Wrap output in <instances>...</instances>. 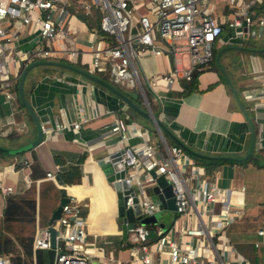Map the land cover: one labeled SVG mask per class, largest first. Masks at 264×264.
Segmentation results:
<instances>
[{"label": "crops", "instance_id": "obj_1", "mask_svg": "<svg viewBox=\"0 0 264 264\" xmlns=\"http://www.w3.org/2000/svg\"><path fill=\"white\" fill-rule=\"evenodd\" d=\"M241 2L248 4L246 10L250 19L251 17L256 19L254 25L247 26H254L255 29L261 26V30L259 32L257 30L258 35L254 31L253 39L246 38L247 26L231 28L224 24L212 43L211 58L215 64L210 62L207 66L194 68L199 71L195 76L194 88L184 92L181 90V78L184 77H178L168 87H159L155 90L149 88L153 95L152 109L143 91L138 90L140 100L136 105L145 109L147 103L151 112H155L156 115H153L167 129V133L161 131L162 137L146 117L133 111L110 90L78 72L71 70L74 73H66L63 70L67 68L62 69L63 67L58 65H55V68L54 64L32 67L25 74L22 92L37 118L41 135L39 141L30 148L14 152L0 151V185L10 187L6 192L0 190V215L4 195L8 193L20 194L33 182L37 203L40 185L51 181L57 187L51 179L44 177V174L31 180L29 163L34 157L41 171L43 173L50 171L54 178L60 170L74 165L79 167V181L72 183L74 185L63 184L77 186L76 192L80 195L77 198L86 203L82 209L86 241L91 242L93 239L97 242L102 238L121 237L119 227L117 229L108 227L107 218L118 216L115 212L114 191L105 180V176L112 171L111 165L100 158L114 149L116 135L110 134L105 125L114 117H120L122 112L117 107L122 105L126 106L122 119L134 121L140 130L146 128L149 138L150 133L152 134L151 145L158 157L168 159L169 148L172 146L181 148L178 141L198 153L193 155L181 148L187 159L178 157L173 164L184 177L188 189L198 185L202 180L215 184L219 195L211 202L209 211L216 213L220 205H227L240 213L237 218L219 228L209 220L208 214L198 211L202 202L192 197L189 200L187 214L174 216L175 213L171 211L168 215L160 211L158 215L154 214L156 223L163 222L164 228L173 225V235L177 241L182 240V237L177 235L180 226H203L206 235L210 234L213 253L218 242V234L222 232L226 237V244L232 247V253L242 256L248 264H264V236L256 233L258 228L264 229L262 191L259 201L253 200L246 193L245 171L241 179L233 177V162L249 159L251 155L264 157V151L259 152L261 149L264 150L263 142L260 140L257 142L258 137H264V23L261 25L257 23V16L264 13L262 6L264 0H234L231 3L228 0H203L202 6L206 7L210 16L223 21L235 16L234 12ZM79 14L69 17L66 25L68 35L75 39L74 45L78 48L77 53L70 59V64L83 65L87 70L89 53L85 39L89 37L90 25L88 26ZM16 26V40L9 44L17 52L27 51L35 38L27 33L26 27L18 23ZM217 51L219 54L215 61L214 55ZM18 61L19 66H22L23 61ZM174 64L181 68L189 65L185 51L181 50L175 61L170 53L155 55L143 53L138 57L137 69L141 77L150 76L154 73H163ZM80 77L89 82L81 80ZM12 89L15 90V99L12 97L11 101H5L0 95V147L4 149H17L30 142L36 135L35 125L17 97L16 82ZM80 115L86 120L80 122L75 131L68 127L51 128L53 121L64 120L69 123L77 121ZM129 116L134 117L133 120L126 119ZM250 129L254 132L252 148L244 158L251 136ZM136 139V136L131 137L129 142L134 143ZM200 159L214 161L203 164ZM190 166L196 170L194 174L190 172ZM263 173L262 170L261 190ZM152 183H144L146 185L142 187L147 198L156 200L155 196L148 195V191L152 194L150 190ZM59 196L58 191L49 199L42 198L40 201L42 213L47 219ZM213 203L218 204V210L215 212L212 211ZM101 204H110L111 210L105 211ZM93 205L98 206V212L94 209L92 211ZM36 207L35 205V227L38 223ZM167 223L169 224L166 226ZM155 226L154 224L152 228H147L155 229ZM193 240V237H189L190 242ZM203 242L205 243V240ZM114 244L117 245L115 240ZM120 253H124V256L121 257ZM118 256L124 258L126 250L123 248L119 250ZM199 264L206 262L201 258Z\"/></svg>", "mask_w": 264, "mask_h": 264}, {"label": "built area", "instance_id": "obj_2", "mask_svg": "<svg viewBox=\"0 0 264 264\" xmlns=\"http://www.w3.org/2000/svg\"><path fill=\"white\" fill-rule=\"evenodd\" d=\"M233 1L228 0L230 3ZM148 3L150 6L144 12L137 9V5H143V0H0V21L4 19L8 24L18 23L26 27L27 33L35 40L53 45L38 46L32 42L27 51L13 50L14 55L8 60L5 51L13 49L9 43L16 40L17 34L15 31L10 32L8 27L0 26V95L5 101L13 97L12 87L17 75L31 57L57 58L59 53H66L69 59L74 57L78 48L74 45L75 39L68 35L66 25L68 18L76 13L95 20V24L88 27L89 37L85 39L89 53L87 71L104 70L109 63L117 76L128 69L140 91L142 86L155 90L168 87L178 77L188 78L192 69L209 63L212 43L224 24L231 28L241 25L246 27L250 21L246 10L248 4L242 2L234 12V17L223 21L207 13L206 7L202 6L203 0H148ZM257 23H264V13L257 16ZM123 32H126V37ZM181 50L186 52L189 62L187 67L181 68L174 64L163 73L140 76L137 60L143 53H170L175 61ZM16 58L23 63L19 71L13 74L11 65L16 62ZM85 120L80 115L77 121L69 123L64 120L53 121L51 128L68 127L75 131L80 122ZM105 126L110 134L116 135L117 141L114 149L100 160L108 162V155L121 149L119 161L124 170L127 168L123 179L135 189L133 193L140 212L151 213L158 208V202L147 198L142 187V183L153 182L149 173L152 171L155 175L161 174L170 184L175 215L187 214L189 200L193 197L202 202L197 210L208 214L216 227L221 228L239 216L237 209L227 205H220L216 213L209 211L211 202L219 195L214 183L202 180L198 185L187 188L184 177L173 164L178 157L187 159L179 146L169 148L168 159L160 158L149 142L146 128L140 130L134 121L114 117ZM134 136L137 137L136 141L130 143L129 139ZM258 140L263 142L264 148V137H258ZM195 171L190 166V172L194 174ZM44 177L65 190L66 185L57 184L50 171H45ZM0 190L6 192L10 187L0 185ZM262 194L264 198V173ZM65 196L67 199L60 206L59 216L41 230L35 227L31 240L32 249H52L51 264H199L201 258L206 264H238L240 261L246 264L242 256L232 253V247L226 244L222 232L218 234L213 253L210 234L207 236L201 225L180 226L177 235L182 237L181 241L174 238L173 225L162 230L155 226V241L150 247L144 242V232L148 228L133 223L125 231L124 238L128 245L123 249L126 250V256L120 258L118 252L122 249L121 243L115 245L111 238L86 241L82 213L86 203L66 191ZM130 197L126 195L124 208L132 205ZM49 226L54 229L53 247L50 246ZM256 233L263 237L264 229L258 228ZM189 237L194 240L190 242ZM0 264H10L7 254H0Z\"/></svg>", "mask_w": 264, "mask_h": 264}, {"label": "trees", "instance_id": "obj_3", "mask_svg": "<svg viewBox=\"0 0 264 264\" xmlns=\"http://www.w3.org/2000/svg\"><path fill=\"white\" fill-rule=\"evenodd\" d=\"M262 6H264V4ZM79 16L83 20H85L88 26L93 25V23L95 22L94 19L89 20L85 16H82V14H79ZM210 62L213 65L215 64L214 61H212V58L209 61V63ZM73 65L78 66L83 70L86 69L83 65H77L76 63H74ZM198 72L199 71L197 69H192L190 71L188 78L186 79L181 78V90L183 92L195 87V76L197 75ZM92 74L109 83L111 86H113L121 93L125 94L135 104L138 105L140 100L138 93H136V95L128 94V92H126V90H124L117 82L109 80L105 69L99 71H93ZM142 91L149 104V107L152 109L153 95L151 90L148 87L142 86ZM153 114L156 115L155 112H153ZM261 151L264 150L261 149L259 152ZM191 157L197 158L195 156H191ZM200 160L203 162V164H210L211 161H214L208 159H200ZM34 172L37 174H34ZM43 174L44 173L41 171V168H39L35 158L33 157L31 162L29 163V177L31 178V180H34L36 176L42 177ZM79 178H80V169L77 165H74L67 167L63 170H60L57 173V178H55V180L57 179L62 184L63 183L72 184L74 182H78ZM76 187L77 186L66 185L65 189L66 192L72 193L76 196H80L77 195L78 193L76 192ZM58 191H59L58 188L55 187V185L51 181H49L46 184H43V186L40 185L37 191V203H36L35 195H34V183L32 182L30 183L29 187L20 194L8 193L4 195L3 206L0 215V254L2 253L7 254L10 264H51L52 250L51 249L32 250L31 237H32V231L35 221L34 218L35 205L37 206L36 207L37 219L39 220L40 215L43 214L42 213L43 208L40 201H42V198L49 199L50 196L57 193ZM51 206L49 208H51ZM153 225L154 224L152 223H148L146 224L145 227L152 228ZM123 239L118 237V240H115V243L117 245L118 243H121L120 248H125L128 245V241L126 239L125 240Z\"/></svg>", "mask_w": 264, "mask_h": 264}, {"label": "water", "instance_id": "obj_4", "mask_svg": "<svg viewBox=\"0 0 264 264\" xmlns=\"http://www.w3.org/2000/svg\"><path fill=\"white\" fill-rule=\"evenodd\" d=\"M258 32L261 30V26H258ZM252 35V33H251ZM258 50V49H257ZM219 51H217L214 55V60L217 61ZM38 64H54V65H59L61 67L73 70L78 72L79 74L85 76L86 78L103 85L107 89H109L115 96H117L119 99H121L129 108H131L133 111L136 113L140 114L143 117H146L154 126L156 129L157 133L162 137L161 131H164L167 133V129L165 125L153 115L151 110L149 109L146 101H145V109L139 108L130 98H128L125 94L121 93L117 89H115L113 86H111L109 83L106 81L102 80L101 78L96 77L94 74L87 70L80 69L70 63L67 62H61V61H55V60H46V59H37L34 61H30L23 65L18 73L17 76V81H16V94L17 97L22 104V106L25 108V110L28 112L30 115L35 128H36V135L34 139H32L30 142L24 144L23 146L17 148V149H4L0 147V151H7V152H14L17 150L25 149V148H30L31 146L35 145L41 135V131L39 128V123L37 121V118L33 112L32 107L27 103V101L24 99L23 92H22V82L25 77V74L35 65ZM141 92V91H140ZM251 131V136L248 144V149L247 152L244 156H248V154L251 152L252 148V143H253V129H250ZM169 134V133H168ZM178 144L181 146V148L193 155H197L198 153L193 152L189 148H187L184 144H182L180 141H178ZM121 149L114 150L112 151L108 156H109V161L108 163L111 164L112 171L108 173L105 176V180L110 183L114 195H115V212L118 217H120V236L121 238H124L125 236V231L126 229L130 228L131 225L133 224L134 220H138L140 223L143 222V224L146 223H153L162 230L164 228V223L163 222H157L156 223V217L154 214L146 217V219H141V212L139 210V207L136 203V196L133 193L134 189L131 185H129L125 180L123 179V174L125 172L124 168L122 167L119 157H120ZM151 177L153 178V183L150 186V190L152 194L155 196L156 201L158 202V209H164L167 211H171L174 213V204H173V197L171 193V187L170 184L167 182V180L161 175L157 174L155 175L152 171H149ZM57 178V176H55ZM57 184L64 185L60 181L57 180ZM60 196L58 199V202L56 206L51 210L50 215L47 219V223H51L53 220H55L59 216L60 212V206L66 201V196H65V190L64 188L58 187ZM129 194L131 195L130 201L132 203L131 206L129 207H123V203L126 199V195ZM134 194V195H133ZM141 219V220H140ZM48 230L50 232V246H54V229L52 226L48 227ZM155 229H146L144 232V237L146 239L152 238L155 236ZM238 264H243V261H240Z\"/></svg>", "mask_w": 264, "mask_h": 264}, {"label": "rangeland", "instance_id": "obj_5", "mask_svg": "<svg viewBox=\"0 0 264 264\" xmlns=\"http://www.w3.org/2000/svg\"><path fill=\"white\" fill-rule=\"evenodd\" d=\"M238 3H240V2L238 1ZM149 6L150 5L148 3V0H143V5H137V9L139 11L146 12L145 8L146 7L148 8ZM255 22H256V19L251 17L250 22L248 24L249 25H254ZM93 24H95V22ZM16 25H17V23H11V24L6 23L4 19H2L0 21V26L8 27L10 32H14L16 30V28H17ZM249 25L247 26V36H246V38L250 37L251 39H253L252 37L254 35L253 34L254 31L257 34V27L255 26L256 27V29H255L254 26L252 27V26H249ZM20 26H22V25H20ZM251 33H252V35H251ZM123 34L126 37V32H123ZM241 35H242V33H241ZM253 41H255V40H253ZM34 43H35V45H38V46H42L43 44H45V46H47V47L53 46L50 43H48L47 41H37V40H35ZM13 55H14L13 49H9L8 51H5V57L6 58H10ZM52 58H54V57L50 56V57L45 58V59L46 60H55V61L67 62V63L71 62L66 53H59L57 55V59H52ZM37 59H43V58H38V57L33 56V57L30 58V61H34V60H37ZM18 62H19L18 58H16L15 65L14 66L11 65V72L13 74H15V73H17V71H19L20 66H19ZM40 65L41 64H38V66H40ZM33 67H36V66H33ZM53 67H55V65ZM62 69H64V67ZM63 71H66V73H74L73 71L68 70V69L67 70L64 69ZM105 71H106V73L108 75L109 80L117 82L124 90H126V92H128V94L136 95V93H139L137 85H136V83H135V81H134V79H133V77H132V75H131V73H130V71L128 69L122 75L117 76L115 74V72H114L113 66H111L110 63H109V64L106 65ZM81 80L89 82L88 80H86L84 78H81ZM14 92H15V90L12 89V93H13L12 95H13V98L15 99ZM14 99H12V101ZM9 101H11V100H9ZM117 108H118V110H121V112H122L120 114V118H123V116L125 115L124 109L126 108V106L117 107ZM133 118L134 117L129 116V118L127 117L126 119L133 120ZM150 136L152 137L151 133H150ZM150 138H149V142H151ZM233 164H234V171H233L234 175H233V177L235 179H241L242 176H243V173L245 171L246 193L249 194L250 198H252L253 200L257 199V201H259V199L261 197V191H262L261 190V182H260L261 181L260 180V178H261L260 174H261L262 170L264 171V157H262V156H251L249 159H244V160L238 161V163L233 162ZM109 165H111V164L109 163ZM112 168L113 167L111 166V170H112ZM125 171H127V168H125ZM106 173H107V171H106ZM142 184H143L142 186L145 187L146 184H144V183H142ZM147 188L148 187L146 186V191H148ZM148 195L150 197L154 196L149 191H148ZM101 205L103 206V209L105 211H107V210H109L111 208L110 204H101ZM217 210H218V204L217 203H213L212 211L215 212ZM160 211L162 213H166V215L170 214V211H167V210H164V209H157L155 211H152L151 213L141 212V216L140 217H141V219H146V217H148V216H150L152 214L158 215V212H160ZM174 216H176V215H174ZM110 220H112V222ZM107 221L109 222L108 223V227L117 229L119 227V224H120V217H117V218H113L112 217L110 219L108 217ZM133 223L142 225L144 227L146 226V224H148V223L143 224V222L140 223L138 220H134ZM169 223H167L166 226ZM46 224H47V216L44 215V214H41L40 217H39L38 223H37V229L38 230L43 229ZM34 230H35V225L33 227L32 236L34 234ZM112 238H113V240H118V236H115V237H112ZM125 238L124 239L121 238V239L125 240ZM154 241H155L154 237L144 240V242H146L150 247L153 246ZM120 255H121V257H123L124 253H120ZM246 264H248V263L246 262Z\"/></svg>", "mask_w": 264, "mask_h": 264}, {"label": "bare ground", "instance_id": "obj_6", "mask_svg": "<svg viewBox=\"0 0 264 264\" xmlns=\"http://www.w3.org/2000/svg\"><path fill=\"white\" fill-rule=\"evenodd\" d=\"M65 191H66V189H65ZM98 206H96V205H93V207H92V211H93V209L96 211V212H98Z\"/></svg>", "mask_w": 264, "mask_h": 264}]
</instances>
